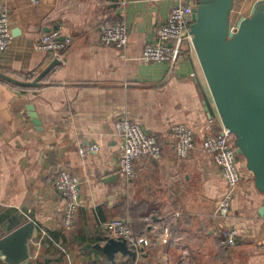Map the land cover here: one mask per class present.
Instances as JSON below:
<instances>
[{"label":"crops","instance_id":"crops-1","mask_svg":"<svg viewBox=\"0 0 264 264\" xmlns=\"http://www.w3.org/2000/svg\"><path fill=\"white\" fill-rule=\"evenodd\" d=\"M175 1L0 0L12 36L0 52V239L34 224L37 236L22 264H264V194L243 157L228 213H215L226 185L201 143L221 125L196 56L184 53L172 70L141 60ZM260 1L233 0L230 25ZM117 22L129 29L124 50L100 40L103 28ZM56 28L71 39L61 62L37 48ZM122 117L140 123L162 146L159 158L135 161L132 179L118 168L115 124ZM182 123L195 141L186 158L176 156L171 131ZM92 144L98 151L80 155ZM63 168L80 184L81 205L70 227L62 223L64 198L52 185ZM114 218L148 239L143 252L134 249L135 258L116 253L110 260L100 249L111 239L103 223ZM228 228L239 235L234 247L223 248L220 236ZM0 264H6L1 257Z\"/></svg>","mask_w":264,"mask_h":264},{"label":"water","instance_id":"water-1","mask_svg":"<svg viewBox=\"0 0 264 264\" xmlns=\"http://www.w3.org/2000/svg\"><path fill=\"white\" fill-rule=\"evenodd\" d=\"M194 4L190 34L218 117L235 136L236 152L252 173L256 189L264 194V1L254 5L249 17L237 21L233 34L229 32L233 0H194ZM188 66L192 71L190 62ZM260 214L264 217V206ZM37 232L32 222H26L3 236L2 260L27 262L28 241ZM100 249L110 260L116 253L136 257L134 247L124 240L111 238Z\"/></svg>","mask_w":264,"mask_h":264},{"label":"built area","instance_id":"built-area-1","mask_svg":"<svg viewBox=\"0 0 264 264\" xmlns=\"http://www.w3.org/2000/svg\"><path fill=\"white\" fill-rule=\"evenodd\" d=\"M29 1L32 4H37L39 0ZM194 8L195 4H184L182 0H176L166 22L157 26L155 40L144 48L141 60L148 63H166L172 70L184 53H193L196 56L192 43L193 36L190 34L191 16ZM229 32L231 34L235 32L234 24L229 26ZM100 40L104 44L124 50L129 42V29L124 22H117L114 25L103 28ZM11 43L9 15L4 5L0 10V52L7 50ZM70 44L71 39L63 38L60 29L56 28L43 36L37 48L49 53L53 60L61 62V54ZM35 75L33 72L29 77L32 78ZM220 125L219 131L210 132L204 136L201 150L212 157L215 165L221 171L226 185V192L219 201L215 213L226 216L241 176L238 169L235 136L222 125L221 121ZM115 130L120 138L118 168L126 179L135 177L134 163L137 159L144 157L157 159L161 156L162 146L159 139L149 134L140 123L127 117H122L116 121ZM171 131L174 138L173 147L176 156L178 158L188 157L195 150L193 130L182 123L172 126ZM96 151H98L96 144H92L87 148L82 147L79 150L82 156ZM52 185L64 198L62 223L64 226L70 227L73 225L81 205L80 184L68 169L63 168L56 172ZM103 229L107 237L124 240L129 247H134L136 250L149 245L146 237L137 236L126 222L121 219L114 218L104 222ZM238 235V231L234 228L224 229L220 236V246L223 248L234 247ZM168 238L169 234L166 230L163 242H167Z\"/></svg>","mask_w":264,"mask_h":264},{"label":"trees","instance_id":"trees-1","mask_svg":"<svg viewBox=\"0 0 264 264\" xmlns=\"http://www.w3.org/2000/svg\"><path fill=\"white\" fill-rule=\"evenodd\" d=\"M238 157H239V155H238ZM137 236H140V235H137ZM140 237H145V236H140ZM141 257H145V255L144 254H141Z\"/></svg>","mask_w":264,"mask_h":264}]
</instances>
